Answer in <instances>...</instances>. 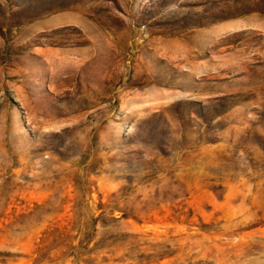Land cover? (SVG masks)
I'll use <instances>...</instances> for the list:
<instances>
[{
	"label": "rangeland",
	"instance_id": "1",
	"mask_svg": "<svg viewBox=\"0 0 264 264\" xmlns=\"http://www.w3.org/2000/svg\"><path fill=\"white\" fill-rule=\"evenodd\" d=\"M0 264H264V0H0Z\"/></svg>",
	"mask_w": 264,
	"mask_h": 264
}]
</instances>
